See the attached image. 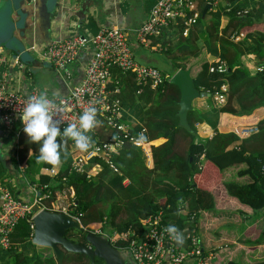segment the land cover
Returning a JSON list of instances; mask_svg holds the SVG:
<instances>
[{
  "label": "trees",
  "instance_id": "trees-1",
  "mask_svg": "<svg viewBox=\"0 0 264 264\" xmlns=\"http://www.w3.org/2000/svg\"><path fill=\"white\" fill-rule=\"evenodd\" d=\"M206 5L207 0L199 1L201 11ZM242 5L236 4L231 11L224 6L206 11L187 36L182 33L185 26L174 21L171 27L180 29V34L170 37L165 29L154 38V43L161 44L162 52L166 58L168 56L172 66L170 73L160 69L164 83L155 89L151 82L139 84L133 72L114 68L113 78L119 81L122 104L131 109L138 106L143 109L142 123L127 118L126 122L135 134L145 128L143 138L150 141L152 148L150 166L140 149L126 145L110 158L117 171L103 162L94 175L88 177L91 165L84 172H79L71 164H62L54 175L41 174L37 180L35 174L40 168H52L53 165L38 161V144L29 142L27 135L21 133L17 140L20 147L15 165L18 171L23 170L31 184L47 186L46 191L50 193L39 201L41 206L54 210L52 202L56 198V190L74 191V200L68 212L79 217L83 228L67 230V238L85 244L89 231L113 234L131 229L140 232L146 217L162 211L164 223L175 225L183 234L184 242L180 246L186 250L191 245L187 235L191 236L198 230L199 212L215 208L213 193L200 188L196 181L202 159L221 172L235 168V178L224 181L227 193L255 212L264 209V116L251 126L254 130L245 136L236 131L218 130L221 113L250 115L264 106V36L247 30L264 23V0L249 8L247 14L237 15ZM217 17L224 19L220 31ZM240 32L245 33V39L252 41V47L245 45L241 39H231L233 34ZM203 52H206L207 59L200 65L194 63L199 67L193 76L196 88L213 96L226 83L228 92L226 102L220 106L212 105L204 112L195 108L189 111L191 130H188L179 125L180 90L170 82V77L180 68L192 67L187 60L196 59ZM248 60L252 61V65ZM215 61H218L217 64L226 62L227 71L224 74L210 71V65ZM201 124L208 125L214 134L211 137L202 135L199 132ZM159 138L166 140L162 142ZM63 145L77 151L71 139L65 138ZM162 182L166 189H157L156 184ZM31 221L30 215L15 227L9 245L0 249V264H58L50 248L38 247L31 242ZM128 240H118L114 246L124 250ZM262 242L264 229L254 241ZM63 264H90V258L83 253L66 252ZM95 264L105 262L97 257ZM228 264L242 263L230 261Z\"/></svg>",
  "mask_w": 264,
  "mask_h": 264
},
{
  "label": "built area",
  "instance_id": "built-area-1",
  "mask_svg": "<svg viewBox=\"0 0 264 264\" xmlns=\"http://www.w3.org/2000/svg\"><path fill=\"white\" fill-rule=\"evenodd\" d=\"M199 1L158 0L152 7L149 17L141 26L134 29L138 45L157 49L161 44L154 43V38L165 29L170 37H174L170 35L172 32H175V36L180 34V29L171 27L174 21L185 26L182 33L187 36L202 15L198 6ZM241 1L207 0V4H210L207 11L216 10L221 6L231 11L236 4H241ZM65 5L76 6L64 2L62 7ZM248 11L249 8L240 6L236 13L245 15ZM126 31L125 27L111 17L95 35L82 34L78 30L68 28L63 36L52 39L48 44L33 43L27 48L39 60L51 65L66 84V91H56L50 96L47 95L53 103V118L61 122V128L69 123H78L79 116L86 107L97 109L96 124L87 133L93 142L92 146L86 151L77 149L71 162V167L79 172H84L87 166L91 165L88 177H92L103 162L117 171L110 158L116 156L126 145L140 149L147 164L149 166L152 164L151 143L143 138L145 128L135 134L130 124L126 122V118L130 119L129 110L119 97L120 85L119 81L113 78V70L116 67L123 72H133L139 84L151 82L154 89L164 83V76L158 67L141 64L136 60ZM241 36L236 34L231 38L240 40ZM81 54L86 56V61L83 64L82 75L77 79L71 66ZM5 61L1 56L0 64ZM217 62L210 65V71L224 74L227 71V64L224 61L218 64ZM14 64L19 70L16 72L12 69L10 76L5 73L4 77L0 78V125L6 130L14 131L18 140L24 132V125L19 116L29 98L33 95L39 96L42 92L33 82H27L26 78L21 81L23 79L21 74L24 72L22 64L18 60ZM227 92L228 85L223 83L213 95L218 104L226 102ZM253 130L254 128L250 127L246 131L249 133ZM15 153L17 155L18 151ZM95 159L97 162H93ZM0 192L2 196L0 244L7 247L15 227L30 215L32 220L34 214L32 205L16 196L7 185H1ZM48 195L47 193L37 197L35 204H38L40 209L44 207L39 201ZM76 218L80 220L79 217ZM166 228L162 211H159L143 220V228L140 232L131 229L120 233L115 231L108 237L113 244L118 240L129 239L123 251L136 264L206 263L205 254L195 234L187 235L191 245L184 250L181 244L170 238ZM97 233L105 234L100 230Z\"/></svg>",
  "mask_w": 264,
  "mask_h": 264
},
{
  "label": "crops",
  "instance_id": "crops-1",
  "mask_svg": "<svg viewBox=\"0 0 264 264\" xmlns=\"http://www.w3.org/2000/svg\"><path fill=\"white\" fill-rule=\"evenodd\" d=\"M78 1L80 4L76 6L69 7L65 5V7L63 6L59 9L58 14L54 12L49 22L45 12L41 11L37 6L33 8L28 1H25L22 6H24V10L31 12L25 14V18L19 19L18 10H12L10 7L11 5L17 7L19 0H0V32L2 28H6L7 35L5 36H8L9 41L7 44L10 48H19V46H27L28 48L33 43L48 44L52 39L63 36L64 31L68 28L78 30L82 34L95 35L99 32L102 25H106L111 17H114L119 24L127 29L126 33L134 54L139 61L136 60L146 65H154V62H157V59H153V54L158 49L139 46L134 29L141 26L149 17L152 7L158 0H90L91 5L89 4L87 7L83 5L84 0ZM243 5L246 7V2ZM217 20L220 31L224 19L217 17ZM17 22L23 23L24 32L18 30L16 27ZM256 32V34L264 36L263 32ZM240 34L242 35L241 40L243 43L252 47V41L244 38L245 33L240 32ZM170 35L175 36V32ZM0 46V57L2 56L6 60L0 64V78H2L5 73L10 76L12 69L17 72L19 68L13 63V56L2 48L1 41ZM85 61L86 56L81 54L79 59L71 66L77 79L82 75ZM198 68L197 65L192 64L193 76L198 71ZM51 72H55L53 67L35 56L29 63L27 70L21 74L23 79L18 78L21 81L26 78L27 82H33L40 88L42 93L49 96L56 91H66L67 87L64 80L58 74L51 75ZM17 74L20 75L19 73ZM215 101L213 96L199 97L193 101V106L195 109L204 112L209 110L212 105L220 106ZM127 109L132 120L138 123L143 122V109L141 106L134 109L127 107ZM263 116L264 106L256 109L250 115L240 116L223 112L219 117L218 130L221 132L236 131L239 133L237 128L239 123L244 121L243 119L257 123ZM199 130L202 135L213 131L206 124H201ZM16 139L14 131L6 130L0 125V186L5 182L11 184L14 192H16L15 195L33 206L38 196L49 194L50 191H46L47 186L45 185L38 187L34 183L31 184L25 177L23 170H17L15 161L18 153L16 155L15 152L19 151L20 146ZM160 139L162 142L166 140L165 138H159L158 140ZM69 148L67 145H63L60 150L59 163L53 165L52 168H40L39 172L35 174V178L38 180L41 174L54 175L60 170L62 164L70 165L75 156V151ZM30 154H33L32 150H30ZM23 167H26L25 163H23ZM235 171V168H228L221 172L210 162L202 159L201 170L196 175L198 186L212 192L215 198L214 209L201 210L199 212L198 230L194 233L198 237L205 254V264H228L230 261L242 264L264 263V242L254 243L264 229V209L255 212L249 205L237 201L227 193L224 181L234 179ZM65 190H56V198L52 202L54 210H68L67 206L70 204L61 208L58 205L61 192ZM67 190L73 195L74 200V191L72 189ZM1 204L2 196L0 192V208ZM105 235L108 236V234ZM121 251L127 258L129 257L125 251Z\"/></svg>",
  "mask_w": 264,
  "mask_h": 264
},
{
  "label": "water",
  "instance_id": "water-1",
  "mask_svg": "<svg viewBox=\"0 0 264 264\" xmlns=\"http://www.w3.org/2000/svg\"><path fill=\"white\" fill-rule=\"evenodd\" d=\"M34 8H40L45 12L47 19L50 22L53 13H59L64 2L69 4H80L78 0H25ZM24 0L17 2V7L11 5L12 10H18V18H25V14L31 11L23 9ZM91 5L90 0H84L83 5L87 7ZM210 4H207L202 11V16H205ZM22 14V15H21ZM56 17V16H54ZM16 27L20 32H24L23 23L17 22ZM14 28V27H13ZM6 28H2L0 32V41L2 48L7 50L13 56V63L18 60L22 64V70L25 72L29 67V63L34 59L27 50V46H19V48H10ZM9 35V34H8ZM15 37V36H14ZM1 47V46H0ZM170 82L175 84L180 90V99L178 101L179 110V125L191 130L188 121L189 111L194 109L193 101L199 97L210 96L211 93L199 91L194 83V77L191 67L180 68L172 74ZM33 237L31 242L36 246L50 248L58 261V264H63L66 252L83 253L89 256L90 264H95V259L101 258L105 264H136L133 260L127 258L124 253L115 247L105 234L89 231L86 234V243L81 244L70 240L66 237L67 230H81L83 225L80 220L65 210H50L41 208L38 204H33Z\"/></svg>",
  "mask_w": 264,
  "mask_h": 264
},
{
  "label": "clouds",
  "instance_id": "clouds-1",
  "mask_svg": "<svg viewBox=\"0 0 264 264\" xmlns=\"http://www.w3.org/2000/svg\"><path fill=\"white\" fill-rule=\"evenodd\" d=\"M52 108L53 103L45 93L33 95L24 106L19 119L24 125L23 131L28 141L39 146L37 160L56 165L60 161V150L65 138L71 139L81 151H86L92 146L93 142L87 133L96 124L97 109L86 107L80 114L78 123H69L61 128V122L53 118ZM166 231L177 244H183L184 236L175 225H168Z\"/></svg>",
  "mask_w": 264,
  "mask_h": 264
},
{
  "label": "rangeland",
  "instance_id": "rangeland-1",
  "mask_svg": "<svg viewBox=\"0 0 264 264\" xmlns=\"http://www.w3.org/2000/svg\"><path fill=\"white\" fill-rule=\"evenodd\" d=\"M259 1L261 0H242L241 3L242 4H245L246 2V7L248 8H251L253 7L254 5H256ZM244 6V5H242ZM247 30L249 31H263L264 32V23L263 24H260L254 28H247ZM158 51L156 53L153 54V52H151L153 54V59H157V62H154V65L156 67H158L159 69H162L163 71L165 72H171L172 71V66L171 64L169 63L168 61V56L166 58V54L164 52H162V47H158L157 48ZM146 53H148L146 51ZM33 58H35V54L33 53H29ZM251 58H253V55H251ZM136 59L138 60V57H136ZM195 58H189L187 61H188V64H198L200 65L205 59H207V54L206 52H203L200 57L196 58L195 61L193 60ZM139 61V60H138ZM194 61V63H193ZM226 63V62H225ZM248 63L252 65V61H249L248 60ZM53 74H58L60 75L59 73H55V72H51V75ZM216 102V101H215ZM129 113V112H128ZM136 116V115H135ZM132 120V118H130ZM244 121H241L239 123V127L237 128L239 130V133L242 134V136H245L246 134H248V132L246 131L249 127H251L253 124H255L256 122L252 123V122H248L249 120L247 119H243ZM247 120V121H246ZM134 121V120H133ZM238 126V125H237ZM213 130V129H212ZM200 132V130H199ZM211 134V135H210ZM214 134L213 131H211L210 133L207 132L206 135H210L209 137H211L212 135ZM205 135V134H204ZM181 140V139H180ZM69 148V147H68ZM70 149V148H69ZM5 185H7L11 191L15 194L16 192H14V189L11 187V184H8L7 182L4 183ZM157 185V189H166V186H165V183L162 182V183H158L156 184ZM73 200V195H71V193L66 189L65 191L61 192V196L60 198L58 199V205H59V208L63 207V206H67L68 204H70ZM93 226H99V224H93ZM105 234H108V235H112L111 233L109 232H104ZM2 244H0V249L2 248Z\"/></svg>",
  "mask_w": 264,
  "mask_h": 264
}]
</instances>
